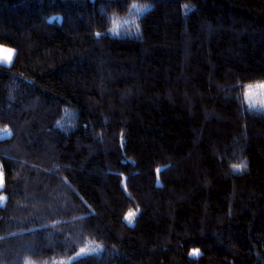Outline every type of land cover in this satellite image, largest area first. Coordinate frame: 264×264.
Returning a JSON list of instances; mask_svg holds the SVG:
<instances>
[{
  "label": "trees",
  "instance_id": "1",
  "mask_svg": "<svg viewBox=\"0 0 264 264\" xmlns=\"http://www.w3.org/2000/svg\"><path fill=\"white\" fill-rule=\"evenodd\" d=\"M153 2L97 40L129 0H0V264H264V0Z\"/></svg>",
  "mask_w": 264,
  "mask_h": 264
},
{
  "label": "clouds",
  "instance_id": "2",
  "mask_svg": "<svg viewBox=\"0 0 264 264\" xmlns=\"http://www.w3.org/2000/svg\"><path fill=\"white\" fill-rule=\"evenodd\" d=\"M155 9L153 0H129V5L124 12L118 9H113L105 13L107 25L104 32H96L95 38L99 40L107 35L111 39H121L123 35L129 38H142L143 21ZM187 15V9L184 10ZM55 16L62 19V14L53 13L49 17H45V22L50 17ZM119 23L117 30L113 21ZM15 55V49L8 44L0 43V66H10ZM237 89L235 100L242 109L251 113H264V77H259L254 80L241 81L235 85ZM56 126L64 131H67L63 120H57ZM74 128L75 125L73 124ZM235 159L229 163V171L232 173H243L248 169L249 162L243 155L242 151L234 154ZM238 165L239 167H233ZM6 184L5 172L0 168V186ZM21 264H55V260L50 257H36L30 253H26L21 258Z\"/></svg>",
  "mask_w": 264,
  "mask_h": 264
},
{
  "label": "snow or ice",
  "instance_id": "3",
  "mask_svg": "<svg viewBox=\"0 0 264 264\" xmlns=\"http://www.w3.org/2000/svg\"><path fill=\"white\" fill-rule=\"evenodd\" d=\"M113 25H114V27H115L117 30H119V23H118L117 20H114V21H113ZM233 167H239V166H238V165H233ZM0 168H2V169L4 170V172H5V169H4V162H3L2 159H0ZM4 187H5V185L0 186V206H2L3 203L7 200V194L4 192ZM138 211H139L138 209L135 210V211L130 210V211L126 214L125 219H126L129 223H131V222L134 220V218H135V216H136V213H137ZM86 251H88L86 248H81V249L79 250L78 255H80V254H84ZM190 255H192V256L199 255V250H198V249H193V250L190 252ZM60 264H63V262H60Z\"/></svg>",
  "mask_w": 264,
  "mask_h": 264
},
{
  "label": "rangeland",
  "instance_id": "4",
  "mask_svg": "<svg viewBox=\"0 0 264 264\" xmlns=\"http://www.w3.org/2000/svg\"><path fill=\"white\" fill-rule=\"evenodd\" d=\"M10 135H11V131L10 130H3V131L0 130V138H6V137H9ZM5 202L3 204H5Z\"/></svg>",
  "mask_w": 264,
  "mask_h": 264
}]
</instances>
